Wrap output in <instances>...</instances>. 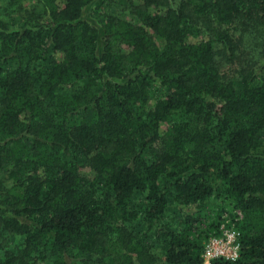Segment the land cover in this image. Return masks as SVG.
Masks as SVG:
<instances>
[{
  "label": "trees",
  "instance_id": "1",
  "mask_svg": "<svg viewBox=\"0 0 264 264\" xmlns=\"http://www.w3.org/2000/svg\"><path fill=\"white\" fill-rule=\"evenodd\" d=\"M92 1L0 0V264H203L213 196L264 264V0Z\"/></svg>",
  "mask_w": 264,
  "mask_h": 264
},
{
  "label": "rangeland",
  "instance_id": "2",
  "mask_svg": "<svg viewBox=\"0 0 264 264\" xmlns=\"http://www.w3.org/2000/svg\"><path fill=\"white\" fill-rule=\"evenodd\" d=\"M101 0H93L89 5H87L81 15L82 20H86L92 24L100 26L102 23V15H96L95 7L100 3ZM101 44H99L100 46ZM177 209V205L173 204L169 207L170 216H172L174 211ZM188 209L184 208V211ZM192 210H196L194 206H192ZM203 213L207 216V221L200 225L201 228H206L207 222L209 223L215 218L219 217V225L224 224L230 228H236V222L240 219L241 212L233 207V204L224 196L210 197L207 199L203 206ZM219 229V228H218ZM217 229V231H218ZM215 230V229H214ZM218 235V234H217ZM214 235L209 236L208 238ZM206 238L204 240V244L207 241ZM20 240L16 239V241H12V243H19Z\"/></svg>",
  "mask_w": 264,
  "mask_h": 264
},
{
  "label": "built area",
  "instance_id": "3",
  "mask_svg": "<svg viewBox=\"0 0 264 264\" xmlns=\"http://www.w3.org/2000/svg\"><path fill=\"white\" fill-rule=\"evenodd\" d=\"M239 248V231L220 224L219 234L208 238L204 244L203 264H210L215 258L235 260Z\"/></svg>",
  "mask_w": 264,
  "mask_h": 264
}]
</instances>
